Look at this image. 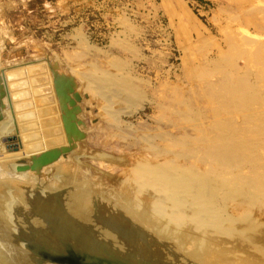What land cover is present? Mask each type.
I'll return each instance as SVG.
<instances>
[{"label": "rangeland", "instance_id": "1", "mask_svg": "<svg viewBox=\"0 0 264 264\" xmlns=\"http://www.w3.org/2000/svg\"><path fill=\"white\" fill-rule=\"evenodd\" d=\"M254 6L264 7V0H0V84L5 91L0 94V145L6 155L0 165L11 174L34 177L28 192L17 197L44 196L53 185L69 198L84 193L124 199L138 230H147V236L162 245L166 242L179 264H264V200L258 197L259 188L245 192L241 185L249 168L262 162L244 166L227 187L203 176L198 190L210 196L206 204L218 221L198 225L195 205L184 202L183 217L174 220L171 208L161 212L155 197L150 199L155 187L142 186L133 178L134 168L145 163L170 159L183 166L197 163L196 156L173 145L177 136L194 133L195 128L178 111L183 104V109L191 105L203 110L209 124L217 115L207 95L206 76L214 81L219 75L208 76L204 66L212 68L216 59L232 56L225 50L231 48L227 38L233 32L240 40L262 38L242 21V10ZM242 44V49L236 45L241 56L234 50L235 63L243 70L254 63L256 69L250 57L254 54L242 51L251 46ZM57 72L73 81L67 95L74 105L67 106L75 112L83 137L67 132L55 87ZM177 96L189 101L187 105ZM72 145L53 162L31 168L34 156ZM196 166L204 171L209 165ZM2 187L0 215L4 227H13L15 196ZM120 240L112 245L120 247ZM22 246L0 247V264H106L83 257L78 247H53L56 256L50 254L51 247Z\"/></svg>", "mask_w": 264, "mask_h": 264}, {"label": "bare ground", "instance_id": "2", "mask_svg": "<svg viewBox=\"0 0 264 264\" xmlns=\"http://www.w3.org/2000/svg\"><path fill=\"white\" fill-rule=\"evenodd\" d=\"M239 7V5L237 8L235 7L236 10ZM235 8L232 10H235ZM249 9L250 12H248ZM249 9L242 10V21L245 22V24L254 26L256 32L262 35V38L258 40L251 39L252 37L250 36H244L246 33L243 32L242 35L244 37L240 40L238 39L239 34L233 32L231 36L227 38L231 48L229 50H225L224 48L225 52L230 51L232 56L228 58L227 55V58H224V60L223 58L216 59L213 61L214 63H212V68L211 66H204V72L208 73V76L209 74L219 75L214 81L208 80L206 76L207 95L212 103L210 104L216 105L218 109L217 115L209 119L211 121L209 124L206 123L207 120L203 119L205 118V111L203 110L199 109L198 111L191 105L183 109V104L181 110L178 111L179 117L193 123L195 128L194 133L183 132L179 137L177 136L173 141V145H177L180 150L183 149L181 151H185L184 154L191 155V157L196 156L197 163H189L183 166L177 163L175 159H170L161 164L145 163L133 170V178L142 186L152 185L155 187L156 192L152 198L150 196V199L155 197V202H157L156 207L161 212H165L167 207L171 208V216L174 220L178 221L183 217L184 211L182 212V204H184V202H190L195 205L194 221L197 225L205 221L208 223L214 220L218 221L217 215L209 210L206 204L210 196L205 194L204 191L198 190V186L200 187L202 184L199 183V181L203 180V176L207 177L208 175L210 179H214L217 182L220 180L221 182L219 183L221 185L226 187L231 186V177L239 174L244 166L247 165L250 167L252 162L262 163L259 165L254 164L249 168L250 173L248 179H245L241 185L245 187V192L250 187L259 188L258 197L264 200V155L261 153V151L264 150V7L255 8L254 6L252 10L250 7ZM235 18L237 19V17ZM246 31H248V29ZM243 42L245 46L246 44L251 46H248L249 49H246L247 47L245 49L243 48L244 50L242 51L245 53L246 50L248 51L246 52L247 54H250V52L254 54V56L250 55V57H253L256 65H258L256 69L251 66L254 63H251V67L245 65L248 68L243 70L241 66L235 63L237 59H233L234 50L236 53L243 45ZM239 43L242 45L240 46ZM236 47L238 48L236 49ZM239 52L241 53V51H238L236 53L237 56ZM226 53H224V55ZM85 55L87 56V54ZM221 57L223 56L221 55ZM251 60L252 59L249 58V63ZM113 63L115 64V62ZM200 64L198 65L200 66ZM94 72H96V70ZM98 74L96 76H98ZM57 76L58 74L55 77V82L58 80ZM191 76H193L192 73L190 77ZM63 78V80L68 79L69 81V78L66 76H63ZM103 79L104 78H102V80ZM101 82L103 83V81ZM71 83L73 84L72 80H70V83L68 82L69 89L71 88ZM56 91L61 99V104L66 116V110L69 111L67 102L71 104L70 100L72 99L67 95V92L62 95L63 90L62 93L59 92L58 87H56ZM0 94H5L1 84ZM201 96L203 97L204 95ZM206 98L207 97H205V100ZM177 101H184L183 103H186L185 105L189 102L184 100L183 96ZM207 103L209 102L207 101ZM20 105L21 104L16 103L19 109L21 107ZM66 117L68 120L69 116ZM67 132L70 136L73 133L76 134L73 130L69 129ZM0 146V159H2L6 155L4 154L5 149L2 143ZM63 148H56L57 153L54 157L49 158L46 162H41V164L38 162L39 156L52 149L34 156L31 168L40 169L44 165L53 162L59 158L62 153H66ZM181 151L180 153H183ZM151 160L153 162V159ZM198 163L208 164L209 166L203 171L200 168L202 166H196ZM83 172H80V174H83ZM32 178L34 177L32 176ZM32 178L31 175L18 174V172L11 174L7 172V168L4 164L0 165V200L2 199V186L9 187L11 193L15 196L14 202L11 204V218L15 222L14 226L4 227L3 217L0 215V247H21V244H23L22 247H51L53 251L50 252V254L55 253L56 256H59V253L56 252V248L53 247H58L57 249L78 247L77 252L83 255V257L89 256L98 261H105L106 264H167V262L179 264L180 259L173 256V252L171 253L170 250H168L169 247H166V242L162 245L158 240H153L151 237L147 236V230H145L147 233L145 231H141V233L140 230H138L139 228H137V226H140L137 224L133 212L129 205L125 203L124 199L119 200L103 196L91 198L89 194L86 195L84 193L69 198V196L64 197L65 193H63V190L53 185L49 186V191L44 196L40 194V197L37 195H29L27 198H23L22 196L17 197L20 192L25 195L24 191L34 180ZM56 190L58 192H56ZM127 195L129 194H126V196ZM169 199H171L172 203L168 202ZM92 209L94 211H92ZM140 233L143 236H141ZM102 235L106 236V238L104 239ZM115 237L117 240L119 239L121 241L120 247H114L115 245H112L115 243L114 241L116 239H113ZM18 254L19 252L17 255ZM19 255H21L22 258L23 255ZM102 255H104V260L100 258ZM178 256L180 255L178 254ZM209 262L207 261V263ZM98 263L101 264L100 262Z\"/></svg>", "mask_w": 264, "mask_h": 264}, {"label": "water", "instance_id": "3", "mask_svg": "<svg viewBox=\"0 0 264 264\" xmlns=\"http://www.w3.org/2000/svg\"><path fill=\"white\" fill-rule=\"evenodd\" d=\"M57 74H58V72H57ZM60 75H63V73L62 74L60 73L57 76L58 80H56L55 83H56V87H58V91L59 92L62 93V90H63V93H62V95H63L65 92H67V89H69L67 87L68 86V82L70 83V80H72V79H69V81H68V79L67 80H63L64 79L63 76H60ZM70 102H71L72 105H74V100L73 99L70 100ZM75 108L77 109V106H75ZM66 116H69L68 120H67ZM66 116L64 115L63 118H64V122H65L67 130L68 129L69 130H73L77 134L78 137H81L82 133H81V131L78 130L76 122H75V112L66 110ZM72 147H73V145L69 146V147H64L63 149H64V151L67 152V151L71 150ZM56 153H57L56 149H52V150H50V151H48L46 153H43V154H41L39 156L38 162L40 164H41V162H46L47 160H49V158L54 157V155ZM35 160H37V159H35Z\"/></svg>", "mask_w": 264, "mask_h": 264}]
</instances>
